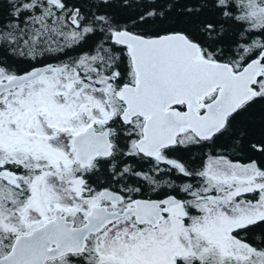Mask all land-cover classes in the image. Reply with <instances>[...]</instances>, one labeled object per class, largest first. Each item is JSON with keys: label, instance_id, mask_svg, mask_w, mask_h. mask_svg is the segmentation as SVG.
<instances>
[{"label": "snow or ice", "instance_id": "snow-or-ice-1", "mask_svg": "<svg viewBox=\"0 0 264 264\" xmlns=\"http://www.w3.org/2000/svg\"><path fill=\"white\" fill-rule=\"evenodd\" d=\"M0 264H264V0H0Z\"/></svg>", "mask_w": 264, "mask_h": 264}, {"label": "trees", "instance_id": "trees-1", "mask_svg": "<svg viewBox=\"0 0 264 264\" xmlns=\"http://www.w3.org/2000/svg\"><path fill=\"white\" fill-rule=\"evenodd\" d=\"M258 115H259V113H257V119H258Z\"/></svg>", "mask_w": 264, "mask_h": 264}]
</instances>
